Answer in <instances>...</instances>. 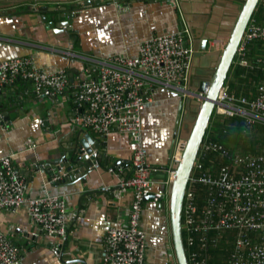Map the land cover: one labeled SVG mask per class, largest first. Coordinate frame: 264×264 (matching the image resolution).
I'll list each match as a JSON object with an SVG mask.
<instances>
[{
    "label": "crops",
    "instance_id": "obj_1",
    "mask_svg": "<svg viewBox=\"0 0 264 264\" xmlns=\"http://www.w3.org/2000/svg\"><path fill=\"white\" fill-rule=\"evenodd\" d=\"M43 1L49 6L79 8L69 21L72 29L47 25L42 15L29 12L26 6L0 8V61L32 56L47 72L65 69L69 85L56 97L36 96L31 82L23 79L1 87L0 156L13 155V163L29 182L30 196L54 194L66 199L69 214L66 244L62 256H56L50 238L33 235L38 232V226L31 221L27 205L16 211L1 210L0 232L10 236L19 248V260L15 264H101L105 233L110 226L127 222L132 200L130 192L120 198L112 195L120 176L108 168H120L122 176L129 175L134 144L116 130L102 137L76 124L73 84L94 77L101 61L114 56H136L144 39L185 28L189 31L186 38L189 47L195 50L203 40L208 44L201 56L191 60L187 88L197 85L201 75L211 72L216 53L223 49L240 0H177L176 4L165 0H92L93 4L87 7L84 0ZM9 3L10 0H0V5ZM74 35L78 37L77 47ZM251 45L255 46L251 47L252 56L264 53L262 43ZM247 86L255 87L257 83ZM16 91L22 96L18 97ZM155 91L154 100L142 113V141L148 149V163L156 169L152 177L165 181L175 166L181 134L195 115L198 100L160 83L155 84ZM87 134L91 141L85 139ZM27 139L37 145L28 147ZM79 140L87 144L92 155L97 153L99 165L84 174L79 172L78 178L73 175L65 182L63 179L50 182L46 173L49 162H55ZM37 163L42 167L36 168ZM61 172L66 169L62 168ZM167 185L154 186V190H164L165 205L152 197L144 201L146 264H176Z\"/></svg>",
    "mask_w": 264,
    "mask_h": 264
},
{
    "label": "built area",
    "instance_id": "obj_2",
    "mask_svg": "<svg viewBox=\"0 0 264 264\" xmlns=\"http://www.w3.org/2000/svg\"><path fill=\"white\" fill-rule=\"evenodd\" d=\"M258 6L264 10V0H259ZM185 36L186 30L152 35L139 44L136 56H114L109 61H101L94 70V77L73 84L76 124L102 137L116 130L127 135L134 144L129 175L122 176L120 168H108L120 176L112 195L120 198L130 192L132 200L127 222L110 226L105 233L101 264H146V232L142 225L144 199L152 196L153 200H159L164 196V190H154V186L167 185L174 168L168 180L152 177L156 169L148 163V149L142 141V113L155 98L156 83L192 96L187 85L193 50L184 46ZM254 42L264 45V19L251 17L237 48L235 62L264 70L263 57H257L254 64L248 57V49ZM18 78L31 82L33 93L39 97H56L69 85L65 69L47 72L32 56L0 61V90ZM213 112L225 117L239 115L248 126L264 121V77L252 97L236 94L225 83L218 92ZM25 144L30 148L37 145L32 139H27ZM209 154L227 158L228 163L214 171L205 169L204 160ZM93 157V166H98L96 152ZM174 159L176 163L178 158ZM35 167L42 166L37 163ZM65 176L66 172H60L53 175L50 182L56 183ZM197 186L206 189L201 205ZM29 188V182L13 163V155L0 156V211H16L27 205L31 221L38 226V232L33 235L50 238L52 252L60 256L69 215L67 201L54 194L30 196ZM181 226L189 264H208L207 248L217 246L220 240L231 246L226 264H264V151L231 149L204 137L187 183ZM19 252L13 239L0 232V264H15Z\"/></svg>",
    "mask_w": 264,
    "mask_h": 264
},
{
    "label": "water",
    "instance_id": "obj_3",
    "mask_svg": "<svg viewBox=\"0 0 264 264\" xmlns=\"http://www.w3.org/2000/svg\"><path fill=\"white\" fill-rule=\"evenodd\" d=\"M99 1L97 0V2ZM165 1L171 2V0ZM172 1V4L177 3V0ZM258 2L259 0H240L236 4L238 11L233 19L229 32L225 36L226 42L223 49L216 53L217 58L214 65H212L211 72L201 75L197 80V85H192L187 88L189 93L194 94L195 97H200L201 101H196L197 107L195 115L192 120L185 124L181 134V156L174 166V179L167 186L169 226L176 264H189L181 226L182 206L187 183L195 164L200 145L206 135L218 92L227 80L230 67L236 56L237 48ZM91 4H93L92 0H84V7L90 6ZM19 5L26 6V9L31 13L42 15V21L47 25L66 26L68 30L72 29L71 26H68L70 25L69 21L80 10L79 8L70 9L67 6H49L43 0H10L8 5L1 4L0 8L16 7ZM182 30H185V28ZM188 36L189 31L186 29L184 41V46L186 47H188V41L186 40ZM207 47L206 40H203L201 45L195 50L191 47L193 50L192 59L196 56H201V52L206 51ZM11 84H14V82ZM15 93L18 97L22 96L17 91ZM85 139L91 141L92 137L87 134ZM93 163L94 157L91 154V149L84 141L79 140L71 149L63 152L55 162L50 161V167L46 168V173L51 178L53 175L59 174L62 168H65L67 172V176L63 178V182H65L67 178H72L73 175L78 178L80 176L79 172L83 174L86 171L88 172L93 167ZM150 197H145L144 200L147 201ZM160 202H163V205H165L162 199ZM65 244L66 238L60 249V257L64 251Z\"/></svg>",
    "mask_w": 264,
    "mask_h": 264
},
{
    "label": "trees",
    "instance_id": "obj_4",
    "mask_svg": "<svg viewBox=\"0 0 264 264\" xmlns=\"http://www.w3.org/2000/svg\"><path fill=\"white\" fill-rule=\"evenodd\" d=\"M118 2L121 0H117ZM252 17L259 21L264 19V10L258 6L254 11ZM74 46L78 45V37L75 35ZM264 46V45H263ZM252 45L248 49V57L254 64L257 57H263L264 53H258L257 56H252ZM255 47V46H253ZM252 47V49H253ZM264 77V70L256 68H247L236 64L235 58L230 67L227 82L230 89L236 94H245L249 97L255 95L256 86L248 87V84L257 83ZM250 81V82H249ZM245 88V91L241 88ZM250 88L251 93H248L247 89ZM255 88V89H254ZM249 90V89H248ZM205 137L214 142L223 144L231 149H240L252 153H258L264 151V121H256L254 124L248 126L245 124L244 119L239 115L233 116H217L214 112L211 115L208 128ZM214 162L211 163L210 162ZM228 163L227 158L219 157L218 155L209 154L204 160V167L210 171H214L218 166ZM199 193V204L203 202V198L206 194L204 186H197ZM230 238L231 235H229ZM230 245L226 244L223 240L213 247L208 246L207 251L209 254L208 264H226L227 256L230 250Z\"/></svg>",
    "mask_w": 264,
    "mask_h": 264
},
{
    "label": "bare ground",
    "instance_id": "obj_5",
    "mask_svg": "<svg viewBox=\"0 0 264 264\" xmlns=\"http://www.w3.org/2000/svg\"><path fill=\"white\" fill-rule=\"evenodd\" d=\"M258 3H259V2H258ZM256 8H258V4H257ZM256 8H255V10H256ZM74 26H75V25H74ZM75 32H76V31H75ZM241 39H242V38H241ZM93 57H94V56H93ZM226 82H227V80H226ZM226 82H225V83H226ZM225 83H224V84H225ZM192 96H193L195 99L198 98V97H195L194 94H192ZM199 98H200V97H199ZM197 100H198V99H197ZM198 101H199V100H198ZM180 146H181V145H180ZM180 148H181V147H180ZM180 156H181V151H180L179 155L177 156L178 160L180 159ZM178 160H177V161H178ZM176 163H177V162H176ZM176 163H175V164H176ZM173 172H174V171H173ZM174 175H175V173H173L171 181L174 179ZM171 181H170V182H171ZM170 182H169V183H170ZM169 183H168V184H169ZM167 186H168V185H167ZM166 192H167V189H166ZM151 197H152V196H151ZM151 197H150V198H151ZM161 199H162V198H161ZM161 199H159V200H161ZM162 200H163V199H162ZM144 201H145V200H144Z\"/></svg>",
    "mask_w": 264,
    "mask_h": 264
}]
</instances>
